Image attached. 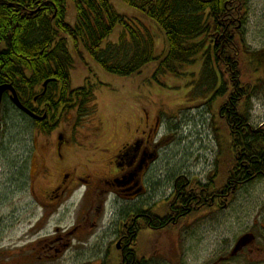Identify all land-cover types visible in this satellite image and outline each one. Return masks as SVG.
I'll list each match as a JSON object with an SVG mask.
<instances>
[{
	"label": "trees",
	"instance_id": "obj_1",
	"mask_svg": "<svg viewBox=\"0 0 264 264\" xmlns=\"http://www.w3.org/2000/svg\"><path fill=\"white\" fill-rule=\"evenodd\" d=\"M121 1L147 20L139 22L119 13L112 0H0V86H12L28 107L38 89L51 81L39 102L49 104L47 115L52 121L58 105L68 104V110L78 108L83 114L91 102L94 86L85 83L74 91L70 80L76 59L84 61V54L106 74L119 78L156 65L151 79L158 84L162 75L193 77L186 70L197 67L198 90L206 88L202 95H212L210 104L222 102L218 119L228 131V146L220 150L216 163V179L242 189L263 178L264 125L253 126L250 113L252 99L264 85L256 77L264 67V50L251 52L245 40L248 0ZM117 28L122 30L115 38ZM250 73L254 82L248 80ZM59 84L61 104L55 100ZM7 102L16 110L4 97L0 115ZM249 168L251 175L246 174Z\"/></svg>",
	"mask_w": 264,
	"mask_h": 264
},
{
	"label": "rangeland",
	"instance_id": "obj_2",
	"mask_svg": "<svg viewBox=\"0 0 264 264\" xmlns=\"http://www.w3.org/2000/svg\"><path fill=\"white\" fill-rule=\"evenodd\" d=\"M112 2L119 13L139 22L143 18L147 20L141 12L121 0ZM243 26L250 51L264 50V0H248V15ZM121 30L117 28L113 37L116 38ZM155 69L156 65L152 64L139 75L119 78L106 74L86 54L84 61L77 58L71 74L73 87L81 88L89 83L94 90L93 100L85 105L83 114L78 115L79 123L74 130L77 135H89L90 129L101 123L105 127L101 143L111 139L108 145L115 151L132 142L135 136H141V132L147 130V119L153 124L155 118V124L158 122L155 143H161L156 151L162 166L161 173L156 176L165 183L167 177L177 171L191 178L202 176L205 180V174L217 170L220 150L228 146L226 124L218 119L222 102L210 104L212 95L203 97L206 88L198 90L200 72L197 67L186 70L195 77L162 75L160 84L152 82ZM252 69L249 64V70ZM252 75L248 80L254 82ZM256 77L264 81V67ZM251 107L250 123L255 127L263 126L264 85L252 99ZM75 110H70L67 115L70 121L77 117ZM93 110L94 114H89ZM3 112L0 115V264H81L93 252L94 238L81 243L74 240V246L62 257L39 260L32 255L37 242L52 237L56 229L59 228L61 233L71 229L78 209L71 202L47 210L35 204L30 183L34 169L40 166L42 153L39 150L45 138L35 130L27 116L29 120L8 102ZM57 134L54 131L50 136L56 138ZM170 189H162L161 198H166ZM230 199L228 208L209 214L211 217L197 219L186 233L177 234V229H171L172 234L160 238L158 257L164 254L165 260L159 261L155 257V264H174L178 260L185 264H199L209 257L214 260L222 253L226 254L235 237L247 232L254 221L257 220L258 224L264 221V177L238 189ZM119 204L124 207L131 203L119 201ZM112 215L109 208L102 229ZM174 253L178 256L172 257ZM241 262L240 259L232 264Z\"/></svg>",
	"mask_w": 264,
	"mask_h": 264
},
{
	"label": "flooded vegetation",
	"instance_id": "obj_3",
	"mask_svg": "<svg viewBox=\"0 0 264 264\" xmlns=\"http://www.w3.org/2000/svg\"><path fill=\"white\" fill-rule=\"evenodd\" d=\"M47 91L48 85H44L28 107L22 103L36 117L26 114L45 138L39 150L40 166L34 169L31 178V197L44 210L71 202L78 211L71 229L61 233L58 228L52 237L37 242L32 249L35 258L62 257L74 246V240L81 243L94 238L93 252L81 264H155V257L164 261L165 255L158 257L157 252L160 238L172 234L171 229H177V234L186 233L197 219L225 210L232 194L240 189L237 185L230 187L231 182L225 186L222 178L216 179L215 170L205 174V180L202 176L191 178L171 171L172 175L162 183L156 176L162 166L156 151L161 143H155L158 123L155 124V118L153 124L147 119V130L141 136L113 151L108 145L111 139L106 142L103 136L105 142L101 143L100 138L105 135L101 123L90 129L91 134L77 135L74 130L79 123L77 107V117L70 121L67 119L70 105H58V115L51 121L47 115L49 104L39 102ZM62 94L60 85L55 92L56 103L61 104ZM1 126L0 120V129ZM46 128L51 131L47 133ZM54 131L58 132L56 138L50 136ZM245 170L248 175L253 173V168ZM165 187L171 188L170 193L161 198ZM211 187L214 190L209 192ZM119 201L131 204L123 207ZM109 208L113 215L102 229ZM235 238L226 254L214 260L209 257L199 264H232L240 259L241 264H264V221L260 224L254 221L247 232ZM175 256L178 254L172 257ZM174 264L185 262L178 260Z\"/></svg>",
	"mask_w": 264,
	"mask_h": 264
},
{
	"label": "water",
	"instance_id": "obj_4",
	"mask_svg": "<svg viewBox=\"0 0 264 264\" xmlns=\"http://www.w3.org/2000/svg\"><path fill=\"white\" fill-rule=\"evenodd\" d=\"M48 84V82L45 83V86ZM9 92L12 95V102L14 103V105L21 111L25 112L26 114H28L31 117H35L32 112H30L29 110H27L21 103L20 99L18 98V95L15 91V89L10 86V85H3L0 86V110H1V105L3 103V95L4 93ZM36 118V117H35Z\"/></svg>",
	"mask_w": 264,
	"mask_h": 264
},
{
	"label": "bare ground",
	"instance_id": "obj_5",
	"mask_svg": "<svg viewBox=\"0 0 264 264\" xmlns=\"http://www.w3.org/2000/svg\"><path fill=\"white\" fill-rule=\"evenodd\" d=\"M74 68H75V65H74ZM70 80H71V85H72V88H73V90L74 91H77V90H79V89H82V88H80V87H73V82H72V79L70 78ZM51 81H48V84L50 83ZM44 86V85H43ZM3 97H6L7 99H11V101H12V95H11V93H9V92H6V93H4V95H3ZM10 97V98H9ZM18 98H19V96H18Z\"/></svg>",
	"mask_w": 264,
	"mask_h": 264
}]
</instances>
